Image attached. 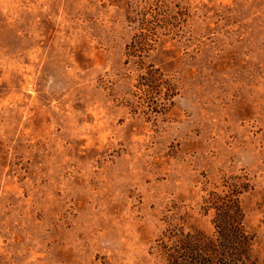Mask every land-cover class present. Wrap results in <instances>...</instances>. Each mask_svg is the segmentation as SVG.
<instances>
[{
	"label": "rangeland",
	"instance_id": "rangeland-1",
	"mask_svg": "<svg viewBox=\"0 0 264 264\" xmlns=\"http://www.w3.org/2000/svg\"><path fill=\"white\" fill-rule=\"evenodd\" d=\"M233 204L264 260V0H0V264H188Z\"/></svg>",
	"mask_w": 264,
	"mask_h": 264
},
{
	"label": "trees",
	"instance_id": "trees-1",
	"mask_svg": "<svg viewBox=\"0 0 264 264\" xmlns=\"http://www.w3.org/2000/svg\"><path fill=\"white\" fill-rule=\"evenodd\" d=\"M212 224L213 238L200 233L180 241L188 264H264L259 258L262 246L258 247L257 230L243 222L237 205L216 209Z\"/></svg>",
	"mask_w": 264,
	"mask_h": 264
}]
</instances>
